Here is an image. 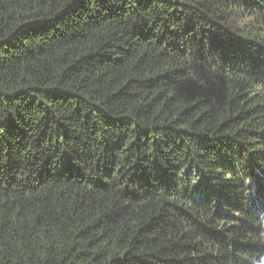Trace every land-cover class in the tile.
<instances>
[{"label":"trees","instance_id":"trees-1","mask_svg":"<svg viewBox=\"0 0 264 264\" xmlns=\"http://www.w3.org/2000/svg\"><path fill=\"white\" fill-rule=\"evenodd\" d=\"M0 264H264V0H0Z\"/></svg>","mask_w":264,"mask_h":264}]
</instances>
